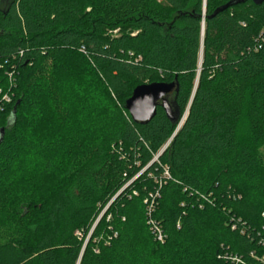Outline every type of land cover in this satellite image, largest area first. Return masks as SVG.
<instances>
[{"label": "trees", "instance_id": "obj_1", "mask_svg": "<svg viewBox=\"0 0 264 264\" xmlns=\"http://www.w3.org/2000/svg\"><path fill=\"white\" fill-rule=\"evenodd\" d=\"M229 1L0 0V264H264V1Z\"/></svg>", "mask_w": 264, "mask_h": 264}, {"label": "water", "instance_id": "obj_2", "mask_svg": "<svg viewBox=\"0 0 264 264\" xmlns=\"http://www.w3.org/2000/svg\"><path fill=\"white\" fill-rule=\"evenodd\" d=\"M244 0H231L224 4L223 6L217 8L212 15L223 11L224 9L230 7L232 4L242 2ZM255 4H260L264 0H252ZM205 11V0L203 2V12ZM202 35H203V24H202ZM200 65V64H199ZM175 82H151V83H144L137 85L133 90L131 95L125 101V109L128 111L132 121L140 123V124H147L151 121L157 112V107L160 106L166 116L172 120L176 121L177 116L173 113L171 105L168 101V96L171 92L175 89ZM193 95V94H192ZM192 98V96H191ZM187 107L185 113L181 116L178 124L177 129L182 125L184 122L187 112ZM2 132V129H0ZM176 131L173 133L175 135ZM172 135V136H173ZM169 142V141H168ZM168 142L162 147L160 152L153 158L152 161L156 160L160 153L166 148Z\"/></svg>", "mask_w": 264, "mask_h": 264}, {"label": "built area", "instance_id": "obj_3", "mask_svg": "<svg viewBox=\"0 0 264 264\" xmlns=\"http://www.w3.org/2000/svg\"><path fill=\"white\" fill-rule=\"evenodd\" d=\"M0 67H1V65H0ZM2 98L4 99V100H6V101H8L9 100V98H8V96L6 95V94H3V96H2ZM166 174H167V172H166ZM156 237L158 238V240H160V241H162V234H161V232L158 230V229H156ZM238 260V259H237Z\"/></svg>", "mask_w": 264, "mask_h": 264}, {"label": "rangeland", "instance_id": "obj_4", "mask_svg": "<svg viewBox=\"0 0 264 264\" xmlns=\"http://www.w3.org/2000/svg\"><path fill=\"white\" fill-rule=\"evenodd\" d=\"M0 93H2V92H0ZM6 95L8 96V98H10V97H11V96H10V95H8V94H6ZM176 129H177V128H175L174 132L176 131ZM174 132H173V133H174ZM155 156H156V155H155ZM155 156H154V157H155Z\"/></svg>", "mask_w": 264, "mask_h": 264}]
</instances>
